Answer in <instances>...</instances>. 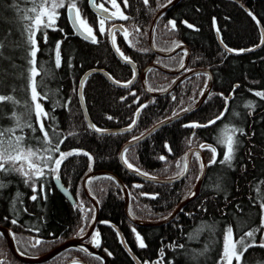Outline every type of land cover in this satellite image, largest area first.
Here are the masks:
<instances>
[{"label":"trees","instance_id":"obj_1","mask_svg":"<svg viewBox=\"0 0 264 264\" xmlns=\"http://www.w3.org/2000/svg\"><path fill=\"white\" fill-rule=\"evenodd\" d=\"M96 1L112 8L109 0ZM237 1L181 0L164 13L154 27L153 41L157 50L170 51L177 44L188 47L190 61L185 73L210 70L213 84L198 110L160 127L148 138L128 147L123 154L134 168L154 179H172L182 174L186 155L192 149H201L208 168L198 196L171 222L163 225L131 223L124 212L123 192L110 175H98L89 180L88 190L99 203V220L93 232L100 233V246L96 248L109 258V264H135L120 245L119 235L110 223L119 228L141 264H219L223 235L228 227H232L236 239L253 229H260L255 234L256 245L264 238V228H260L264 217L260 209V203L264 202V99L255 95L264 92V44L260 43L264 30V0ZM74 2L82 18L93 27L99 42L93 44L77 36L66 9H58L57 30H47V42L43 32L36 35L40 48L37 68L41 70L36 80L38 91L47 95L40 103L48 113L44 125L52 145L63 140L60 152H87L92 160L82 154H73L63 161L58 172H52L55 165L51 162L45 165L41 157L46 159L51 155L54 161L59 152L54 148L46 151L51 146L42 142L39 130L33 131L39 124L34 113L27 116L25 107L31 102L28 87L31 65L27 62L30 57L26 31L30 20L24 17L33 15L28 11L33 7V0H0V42L4 45L0 48V94L11 95L18 101L17 104L0 102V129L16 127L13 113L22 116L21 124L30 122L32 128L23 127V131L17 128L15 135L23 136L24 145L37 151V160L45 173L35 178L34 192V184L20 172L0 171V226L9 228L17 248L30 256L46 254L68 239L83 234L80 233L82 227L84 232L89 229L95 210L83 193L82 181L91 172L109 171L119 177L129 193V212L141 222H161L170 217L191 194L202 172L200 159L194 154L190 171L180 182L139 180L123 168L119 159L121 148L128 141L138 139L158 123L175 117L174 113L179 115L195 106L209 83L208 75L199 72L182 80L168 96L153 97L144 92L141 75L146 66L159 63L166 69L177 70L187 55L182 50L163 58L149 47L153 18L164 8L159 5L167 4V0H149L148 5L143 0H128L127 7L123 0H117L128 19L106 20L103 35L98 30L101 17L91 11L89 0ZM169 21L176 22L175 30H171ZM116 22L128 33L126 40L124 30L114 31L116 47L135 63L140 76L132 86L123 88L111 84L104 75L93 73L84 83L85 107L93 125L103 131L131 126L138 111L139 117L134 128L127 132H96L89 127L80 108L78 86L82 75L92 69L105 70L113 79L125 84L135 74L132 66L119 60L111 47L109 30ZM184 22L194 28H188ZM217 32L226 48H260L239 54L228 52L218 43ZM57 42H60L61 53L59 68L55 66ZM146 73L147 87L156 93L166 91L181 76L166 74L157 68ZM217 116L222 118L216 120ZM211 120L216 123L208 127L184 126L204 125ZM225 127L243 129V134L235 133L238 144L231 167L220 163L226 149L218 140ZM201 145L216 148V163H211L212 153ZM161 156L165 160L159 159ZM56 175L73 194L75 205L57 190ZM34 195L35 200L31 198ZM136 233L143 237L145 248L138 246ZM244 239L252 243L246 236ZM86 243L93 244L91 237ZM72 260L103 264L102 259L81 249H69L41 264H67ZM0 264H25L13 258L1 234ZM240 264H264V248H248Z\"/></svg>","mask_w":264,"mask_h":264},{"label":"snow or ice","instance_id":"obj_2","mask_svg":"<svg viewBox=\"0 0 264 264\" xmlns=\"http://www.w3.org/2000/svg\"><path fill=\"white\" fill-rule=\"evenodd\" d=\"M111 6L115 8L114 12H111L107 16H101V18L98 21L99 25V32L101 35L105 33V22L106 20H110L112 18H119L123 20H127L128 17L124 15V13L121 11L119 4L117 3V0H109ZM145 5H148L149 0H143ZM90 3L93 8L99 9L98 15L101 13H109V9L104 6V4L97 5L96 0H90ZM124 6H128V0H123ZM172 0H167V4H171ZM167 4L159 5L160 7H167ZM64 8L67 12V17L69 22L72 24L74 30L83 36L85 40H90L91 43L97 44L99 41L97 39V36L95 34V31L92 26H90L85 19L81 17L80 9L77 7L76 2L74 0H33V7L29 9L28 11L33 13L31 16H25L24 19L30 20V26H26V31L28 32L27 37V44L28 49L27 53L30 59H28V64L31 65V67L28 69L29 76V85L30 88V103H27L25 107L27 108V116L31 117V115H35L36 121L39 124V128L35 129L33 128V131L39 130L42 133L43 140L42 142L47 143L51 147L46 149V151L51 152L52 149L56 152H59V157L53 161V158L51 155H48L47 158L41 157L42 160H44V164L46 165L48 162H51L55 165L51 169L52 172H58L60 165L63 163V161L73 155H84L88 157L89 161L92 160V157L87 152H60L59 145L63 143V140H59V142L55 145H52V141L49 137L48 131L45 129L44 120L48 118V113L43 108L42 104L40 103L41 100L47 99V95H42L40 91H38V83L36 80V77L40 75L41 70L37 68V54L40 51L38 42L36 40L37 32H43L44 33V40L47 42V30H57L55 25L59 18V12L58 9ZM249 15L252 16V13L249 12ZM253 20L256 19L255 16H252ZM171 25V30L176 29V22L175 21H169L168 22ZM188 28H194V25L187 24V22H184ZM215 23V21H214ZM259 24V21H257ZM139 31V29H137ZM217 31H219L217 29ZM124 37L127 40L128 33L127 30H124ZM113 46L115 47L116 41L113 36ZM261 44H264V30L261 32ZM180 45L177 44L176 47H179ZM3 42H0V48H3ZM117 52H120V49L116 48ZM228 52L237 51H251V49L247 50H233L231 48H227ZM186 54V53H185ZM121 57L128 63H131V60L124 56V54L120 53ZM55 66L56 68L61 67V53H60V42H57L55 45ZM183 66V65H182ZM111 79V77H109ZM114 83H119L118 81H113ZM131 84V81H128L126 84L122 85L123 87H128V85ZM84 87V82L82 81L80 84L81 90ZM255 95L261 97L264 99V92H257ZM81 99H83V96L81 95ZM8 101L12 104H17L18 101L15 100V98L11 95H2L0 94V102ZM249 107L251 105H248ZM187 111V109H185ZM174 116L178 115L177 113L173 114ZM15 120L16 127L15 128H7V129H0V171H16L20 172L25 177H35L39 179L40 177L44 176V169L41 163L36 159L37 157V151H35L31 146H25L24 145V137L23 136H16L15 131L17 128H19L21 131H23V127H29L32 128V124L30 122H26L24 124H21L22 116H18L15 113H13V117ZM222 116H217L216 120L221 119ZM108 119L111 120L112 117L108 116ZM216 120H211L208 122V124L201 125L199 123H191L184 125L185 127H191V128H199V127H208L211 124H215ZM89 127L93 128L96 132H102L103 130L97 128L95 125L90 124ZM240 132V134H243V129H228L225 127V129L222 131L221 136L218 140V143L226 149V151L223 154V158L220 161L222 164H227V166H232V160L234 159L235 155V146L238 144V141L235 139V133ZM6 134L8 135V138L5 139ZM202 148L207 147L208 150L212 153L211 163H216V157H217V150L215 147L212 146H206L201 145ZM128 149H125V154L127 153ZM171 151V149H169ZM122 154V159L124 164L133 171L138 172L142 176H147V173L139 171V169L134 168L133 164L128 161L126 158V155ZM161 160H165L164 156L159 157ZM187 159V158H185ZM197 159L199 160V155L197 154ZM25 165H27V168H25ZM204 164L201 163V169H203ZM185 171L187 170V164L184 165ZM57 180H59V176L56 177ZM108 179H112L111 177H108ZM91 181H89L90 183ZM136 187H140V185H137ZM33 191H36V188H33ZM33 200L37 199V197L34 195L31 197ZM155 198V197H153ZM260 209L262 212H264V202L260 203ZM85 220L88 219L87 216L84 217ZM94 220V216H93ZM13 224L16 223L15 220L12 221ZM260 228H264V217H262V223L260 225ZM260 229H253L250 231H247L244 233V236L248 238L249 241H252V243L246 242L244 239V236L240 237L239 239H236L233 234L232 227H228L223 235V250L222 254L220 256L219 264H233V259L237 262V264H240V261L244 255V252L247 251L248 248L258 246L261 248H264V238H262V242L259 245H256L254 243L255 241V234ZM132 231L135 233L136 229L133 228ZM80 233H84V228L82 227L80 229ZM119 235V233H118ZM136 241L138 243V246L140 248H145L147 245L144 242L143 237L140 236L139 233H136ZM91 242L95 247L100 246V233L97 231L91 236ZM123 242V241H122ZM40 243L37 241V244ZM86 251V250H84ZM107 251V250H105ZM111 255V253H108ZM98 258V257H97ZM99 259V258H98ZM75 264V262H74Z\"/></svg>","mask_w":264,"mask_h":264},{"label":"water","instance_id":"obj_3","mask_svg":"<svg viewBox=\"0 0 264 264\" xmlns=\"http://www.w3.org/2000/svg\"><path fill=\"white\" fill-rule=\"evenodd\" d=\"M180 1L181 0H173L171 4H167V7H164L163 9H161L154 16V18H153L154 20L152 21V24H151L150 29H149L150 32H149V36H148V41H149L150 49L152 51H154V53H156L158 56L163 57V58L173 56V55L177 54V52L182 51V50L186 51L187 55H186V57L184 59L183 66H181L177 70H170L168 68L166 69L165 67H163L159 63L150 64V65L146 66L145 69L142 71V75H141V84L143 86V90H144L145 93H147V94H149L150 96H153V97L168 96V94H170L175 88L178 87V84L181 83L182 80L188 78V76H191V75H194V74H198L199 72H204V73H206L208 75L209 83H208L206 89L203 91L204 93L202 94V96L200 97V99L198 100V102H197V104L195 106L191 107L187 111H182L181 113H179V115H177V116H175L173 118H169V120H166V121H163L161 123H158V125H156L152 129H150L148 131V133L142 135L138 139L128 141L121 148V151L119 153V159H120V163L123 166V168L125 170H127V171H130L139 180L140 179L141 180H146V181L152 180V181L159 182V183L162 182V183L172 184V183H176V182L182 181L188 175V173L190 171V168H191L190 164H191V160H192V157H193L192 155L198 154L200 156V162L204 164V167H203L202 172H201V174L199 176L200 178H199L198 182L194 186L193 191L175 209V211L173 212V214L170 217L164 219L161 222H146V221H142L141 222V221L136 220L129 212V205H130L129 193H128L124 183L119 179V177H117L115 174H113L112 172H109V171H107V172L106 171L91 172V173L87 174L86 177L82 181L83 182L82 183L83 193L90 200V202L93 203L94 210H95V213H94L95 217H94V220H92V222H91V224L89 226V229L86 232H84L83 234L78 235V237L68 239L67 241L57 245L56 248L52 249L51 251L47 252L46 254L37 255V256H30V255H27V254L26 255L23 254L17 248L15 239L13 238L12 231L9 228L5 227V226H3V227L0 226V234L2 235L3 239L6 240L7 247L10 250V252H11V254H12L14 259L19 260L20 262L25 263V264L26 263H29V264H41V263H46L47 261L54 259V257L58 256V254H60L62 252H65V251H68L69 249H77V250L81 249L83 251L86 250L84 252L86 254H88V255L96 256V257L102 259L103 260V264H109V258L101 250H98L93 244L86 243V240H88L89 237H91L93 232L95 231V229L97 227V222L99 220V214H98L99 203H97V201L94 199V197L92 196V194L88 190V181L93 179V178H95V177H97L98 175H107L108 174L117 182L118 186L120 187L121 191L123 192L124 202H125L124 212L126 213V217L131 223H133L136 226H142V225H151V226L152 225H163V224H167V223L171 222L176 216H178L183 211L184 207L186 205H188L189 203L193 202L194 199L200 193V190H201L200 187H201V185H202V183L204 181L205 174H206V171H207V168H208L206 160H205V157L203 156V154L201 152V149H192L186 155L187 159H186L185 163L187 164V170L185 171V169H184L182 174H180L179 176L173 177L172 179H154V178H148L146 176H142L138 172L133 171L132 169H129L124 164L123 159H122V154L124 153L125 149H128V147H130L132 145H135L139 141L148 138L149 134H151L154 131L158 130L160 127L165 126V125L169 124L170 122H173V121H176V120L180 119V117H182V116L188 115L191 112H194V111L198 110L203 105L204 101L206 100V98L208 97V95L210 93V89H211L212 84H213L212 73H211L210 70H203V69L189 70L188 73H185L186 69L188 68L189 61H190L189 60L190 50L188 49V47L180 45L179 47H176V48H174V49H172L170 51H166V52L159 51V50H157L154 47L153 35H154V27H155V25L157 24L159 18L162 15H164V13L168 12L169 10H171L174 7V5H176ZM237 2H239V1H237ZM89 6H90L91 11H93L95 13V15H97L98 17H101L102 15L103 16H107V15H109L111 13L109 11V13H101L100 15H98V11H99L98 7L97 8H93L91 3H90V0H89ZM242 6L245 8L244 5H242ZM112 19H114V18H112ZM72 28H73V26H72ZM73 30H74V28H73ZM115 30H119V31H123L124 30V28L121 25V23L116 22L110 28V30H109V32H110V43H111V47L113 48V51L116 54V56L118 57V59L121 60L123 63L125 62V63L129 64L130 66H132V68L134 70L135 74H134V77L130 80L131 84L128 85V87H129V86H132L133 83L135 82V80H137L139 78L140 73H139V70H138L137 66L135 65V63L126 62L121 57L120 53L116 51V48H117L116 45H115V47L113 46V42L112 41H113V36H114V33H115L114 31ZM74 33H76L77 36L83 38V36L78 34L75 30H74ZM216 37L218 38V43L220 44V46L227 51V48L223 45V43L221 41V38H219V33L218 32L216 33ZM88 41H90V40H88ZM259 48H260V46H257L255 48L251 49V51L257 50ZM151 68H155V69L157 68V69H159L160 71H162V72H164L166 74L168 73V74L175 75V76H178V75H181V76H179L178 79H176L174 81V83L166 91H161V92L157 91V93L156 92H151V91H149V89L147 87V84H146V75H147L146 72L149 69H151ZM93 73H97V74H100L102 76L104 75L107 78V80L113 85H117L119 87H123L122 85H124V84H121V83H114L113 81H116V80L113 79L111 77V75H109L105 70L92 69V70L86 71L82 75V78H81L79 86H78L79 87L78 97H79V101H80V108H82V112L84 114V117L86 118V121H87V123L89 125L93 124V123L91 121V118H89V115H88V112H87V108L85 107L84 97H83V99H81V95L83 96V89L81 90L80 84H81L82 81L85 83L87 78L90 77ZM109 77H111V79ZM123 88H125V87H123ZM138 114H139V111L136 114L135 122L131 126H128L127 128L116 129V130H106V131H103V133H106V132L107 133L127 132V130L133 129L134 126L137 124V120H138V117H139ZM91 129H93V128H91ZM57 176L58 175H56L54 177V184L56 185L57 190L61 194H63L65 196V198H67L71 204L75 205V198H74L73 194L70 192V190L66 186H64L63 183H61L60 178H59V180L56 179ZM110 226L116 231L117 234L119 233V242H120V245H122V247H123L124 251L126 252V254L130 256V258L132 259V261L135 264H141V262L139 261L137 256L134 255V253L130 250L128 244H126L124 235L119 230V228L116 225L111 224V223H110ZM74 262H75V264H79V263L84 264V262L82 260H79V261L78 260H72V261H69V263H67V264H74Z\"/></svg>","mask_w":264,"mask_h":264},{"label":"rangeland","instance_id":"obj_4","mask_svg":"<svg viewBox=\"0 0 264 264\" xmlns=\"http://www.w3.org/2000/svg\"><path fill=\"white\" fill-rule=\"evenodd\" d=\"M109 9V8H108ZM109 11L110 12H114L115 11V8H111V9H109ZM82 17V16H81ZM88 23V22H87ZM89 24V23H88ZM91 26V25H90ZM64 153H68V151L66 152H64ZM36 159H37V157H36ZM25 168H27V165H25ZM27 179L29 180V181H31L33 184H34V187L36 188V184H35V182H34V180H35V177H31V178H29V177H27ZM233 262H235V259H233Z\"/></svg>","mask_w":264,"mask_h":264},{"label":"flooded vegetation","instance_id":"obj_5","mask_svg":"<svg viewBox=\"0 0 264 264\" xmlns=\"http://www.w3.org/2000/svg\"><path fill=\"white\" fill-rule=\"evenodd\" d=\"M99 5V4H98Z\"/></svg>","mask_w":264,"mask_h":264}]
</instances>
